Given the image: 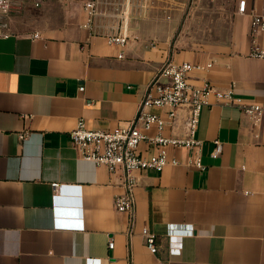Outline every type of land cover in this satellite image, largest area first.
Listing matches in <instances>:
<instances>
[{
  "label": "crops",
  "instance_id": "0c3cea01",
  "mask_svg": "<svg viewBox=\"0 0 264 264\" xmlns=\"http://www.w3.org/2000/svg\"><path fill=\"white\" fill-rule=\"evenodd\" d=\"M89 1L25 0L12 36L0 35V264H264V119L255 123L210 96L197 132L204 170L189 165L195 151L170 149L177 166L135 172L131 236L129 217L114 209L125 193L122 172L81 159L70 138L81 119L103 131L134 120L167 61L212 64L193 71L190 83L234 88L243 105L264 103V60L248 57L251 21L264 15V0H246L243 15L242 0H97L86 27ZM197 8H224L214 36L197 31ZM124 26L127 45L109 44ZM216 141L223 150L213 158ZM53 184L66 187L56 203ZM66 208L75 213L66 216ZM56 213L82 219L85 230H57ZM170 224L194 230L173 242L183 244L178 256ZM146 228L158 255L146 247Z\"/></svg>",
  "mask_w": 264,
  "mask_h": 264
},
{
  "label": "built area",
  "instance_id": "2783aa9c",
  "mask_svg": "<svg viewBox=\"0 0 264 264\" xmlns=\"http://www.w3.org/2000/svg\"><path fill=\"white\" fill-rule=\"evenodd\" d=\"M39 6V4H36ZM25 0H0V35L8 38L12 36L11 29L16 16L23 13ZM88 16L86 27L95 21L98 10L97 0L84 4ZM247 2H239L238 13L245 14ZM252 46L248 57L255 60H264V45L260 38L264 35V15H254L251 21ZM39 35L35 34L34 39ZM129 41L128 28L124 26L117 34L110 35L108 42L111 45L125 47ZM122 57V56H121ZM212 64L206 66L191 63L175 64L167 61L158 71L153 81L148 85L146 93L138 106L134 120L124 123L112 130H92L85 120L77 122L76 128L70 133L73 148L81 159L92 162L98 167H105L111 174L122 172L125 193L114 199V209L117 213L129 217L131 229L135 219V195L137 185L135 172L162 173L168 166H177L179 162L170 159V149H186L195 151L189 165L199 170H204L200 148L202 142L197 139L202 111L209 105V97L214 96L222 106L238 107L255 123L264 119V103H251L243 105L235 97L234 88L228 91H219L205 81L200 87L190 83L189 76L195 70H209ZM84 91V88H80ZM165 111L166 117L154 111ZM183 117V125L180 120ZM181 127V128H180ZM171 135H166V132ZM181 134H176L180 132ZM154 134H151V133ZM30 132L20 134L21 140H26ZM142 145L148 147L142 150ZM222 144L215 142L213 158H218L222 153ZM151 151V152H150ZM53 198L55 203L65 192L66 187L53 184ZM181 226L168 225V238L170 240L171 255L178 256L182 252L183 244H173L174 241L194 236L192 226L190 229ZM184 227V226H182ZM55 228L57 230H85L84 221L68 222L61 220L56 213ZM142 236L149 252L158 255L159 246L157 236L148 228L142 231ZM114 248V243L109 244V249ZM87 264H102V260L89 259Z\"/></svg>",
  "mask_w": 264,
  "mask_h": 264
},
{
  "label": "rangeland",
  "instance_id": "374dc122",
  "mask_svg": "<svg viewBox=\"0 0 264 264\" xmlns=\"http://www.w3.org/2000/svg\"><path fill=\"white\" fill-rule=\"evenodd\" d=\"M222 13L224 15V8H197V31L201 27L205 36H214L220 28L217 21Z\"/></svg>",
  "mask_w": 264,
  "mask_h": 264
},
{
  "label": "water",
  "instance_id": "95a60500",
  "mask_svg": "<svg viewBox=\"0 0 264 264\" xmlns=\"http://www.w3.org/2000/svg\"><path fill=\"white\" fill-rule=\"evenodd\" d=\"M63 206L64 207H69V208H72V207H74V205H73V203L72 202H68V201H66L65 203H63ZM64 213H65V215L66 216H72V214H74L75 213V211L74 210H72V209H64Z\"/></svg>",
  "mask_w": 264,
  "mask_h": 264
}]
</instances>
